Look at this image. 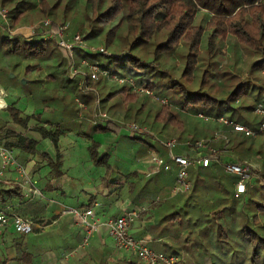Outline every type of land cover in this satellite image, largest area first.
<instances>
[{
	"label": "trees",
	"instance_id": "16d2710c",
	"mask_svg": "<svg viewBox=\"0 0 264 264\" xmlns=\"http://www.w3.org/2000/svg\"><path fill=\"white\" fill-rule=\"evenodd\" d=\"M1 1L3 6L10 5L11 23L0 22V84L6 89L19 87L27 95L40 99L43 108L37 112L39 123L33 128L43 139L52 141L55 156L39 151L35 139L6 129L10 122L25 129L32 126V115L23 113L15 102L6 107L7 118H0V137L5 136L11 148L33 154L40 152L48 158L53 175L62 174L64 155L60 139L72 126L78 130L88 127L89 131L80 134L90 141L91 159L107 164L106 178L112 173L109 155L100 153L101 142L93 135L117 130L109 120L94 122V114L99 110L111 116L114 124L119 118L150 127L158 124L159 134L176 136L181 141L226 132L227 138L217 140L214 145L232 150V159L242 163L249 164L250 155L261 152L254 150L257 136L232 132L216 120L199 122L193 116L198 112L212 117L223 115L254 129L259 127L262 118L255 113V106L264 104V0H84L81 11L76 8L77 0ZM29 15L39 20L51 18L54 23L59 19H80L77 29L87 43L110 51L105 55L106 60L98 59L101 66L127 81L120 85L115 81L112 89H105L110 82L107 77L99 81L88 79L91 90L82 91L80 79L69 75L67 50L44 38L42 28L28 36L11 30ZM49 45L62 54L52 57L45 79L19 78L13 73L24 62L25 75L36 69L40 71L42 61L39 60H44ZM223 47L231 55H225ZM76 51L77 65H80L82 51ZM176 51L182 58L178 64L170 65L161 58ZM91 57L97 60L100 54H91ZM34 59L38 61L32 64ZM111 61L116 62L113 69ZM222 63H228L229 67L220 68ZM135 86L153 92L162 89L172 95L165 103L150 98L156 108L150 118L153 121L145 117L148 102L141 98L145 95ZM97 97L98 108L95 107ZM78 100L87 106L82 109V116ZM129 136L137 144L138 153L151 149L166 153V148L148 135ZM177 148L180 153L192 151L185 145ZM224 155L220 156L229 160V154ZM213 163L193 172L194 186L190 193L181 194L184 197L181 207L174 212L169 209L161 218L164 224L161 223L158 233L169 241L164 244L165 249L169 250L168 254L179 257L189 251L197 252V264L207 260L210 264H264V163L258 171L262 184L248 183L247 191L239 197L233 188L237 178L225 174L221 164ZM174 181L173 172L145 174L143 178L129 181L128 191L133 193L137 188L140 192L135 194L136 199L146 196L154 202L158 194L168 192ZM11 192L21 194L15 189L0 187V202L6 201ZM164 200L158 203L159 213L170 206L173 197ZM26 208L20 211L27 213ZM32 257L30 252L23 251L15 264H28ZM200 257L204 259L202 262ZM109 264L144 262L136 256Z\"/></svg>",
	"mask_w": 264,
	"mask_h": 264
},
{
	"label": "crops",
	"instance_id": "0c3cea01",
	"mask_svg": "<svg viewBox=\"0 0 264 264\" xmlns=\"http://www.w3.org/2000/svg\"><path fill=\"white\" fill-rule=\"evenodd\" d=\"M0 89L4 90V87L1 84ZM7 95L5 100L7 105H9L10 102L7 100ZM0 118L3 120L7 118L6 108L0 109ZM11 123L12 122L9 124ZM105 123L108 124L107 122ZM9 124H7L6 129L16 130L18 133L35 139L38 142L37 148L39 151H46L51 157L55 156V149L52 141L50 139H43L40 133L35 130L33 126L25 129L18 125L17 127H10ZM13 124L15 125V123ZM110 125L112 126V124ZM151 130L153 131V129ZM84 131H89L88 127L85 126L84 128L78 130L76 127L72 126L70 127V130H67V132L61 137V151L64 157L63 165L61 167L62 174L58 176H55L51 173V168L47 161L48 158L42 156L40 152L38 154H33L30 152H25L20 148L12 147L14 153L16 152L15 155L17 156L19 162L25 167H28L31 174L32 183L40 191V193L26 196L25 192L16 185L0 183V187L4 189H15L21 193L18 195L15 192H11L10 197L6 201L0 202V207L6 209V211L16 212L38 222L46 221L47 225L43 229L31 233L32 235L30 237L27 235L22 237V235L15 233L11 228L2 229L0 227V264L17 263L18 256L21 255L23 251H28L31 253V256H33L32 259L29 260L28 264H109L115 263L117 261L125 262L132 259V257L128 256V252L116 249L114 239L109 234V231L105 226L99 227V229L91 234L89 240L90 244L85 249H77L83 238L86 236V231L76 222L75 216L73 214L64 212V209L66 207L85 208L93 206L95 202L100 203V205L93 207L95 209L96 215L101 220L119 216L128 209L144 208V210L141 211L139 217L133 223L131 227V233L136 237L148 239L149 245L155 250L167 254L169 253V250L165 249L164 247V244L169 242L167 237L161 236L158 233V228L164 224V222L160 220L165 215L159 213L158 208L160 204H151V200L146 199V196H140L139 199H136L135 194L140 192L137 190V188L133 193H129L128 191L129 181H136L145 174L148 176L152 173L155 174V172H150L152 165L149 161L148 155L151 152L156 151H152L151 149L143 154L142 152L138 153L137 144L135 142H129V144H126L124 147L126 152L122 151V153H127V155L130 156L131 161H126L121 156L118 157L120 162H124V164L127 162V164L130 165L129 168L120 164L119 162H115L113 165L116 167V172L113 176L110 177L108 174V178H106V171L104 176H102V178H104L102 182H98L97 180L95 183H93L88 177H85L86 182L79 183L73 179L66 167L68 160L69 163L71 161L70 150L74 147L75 142L80 140L85 144L84 146L88 148L90 141L85 137V135L80 134ZM114 132L116 133V131ZM124 132L128 134V132ZM156 133L158 134V132ZM158 136L165 138V136L160 134H158ZM1 137V139L5 142L7 138L2 135ZM93 137L96 139L95 135H93ZM96 140L101 142L99 147L100 153L103 155H109V157L111 155V149L119 148L121 143V141L119 142L117 140V145H115L114 141L110 142L107 139ZM177 150L178 148H176L175 151L180 153ZM113 153H115V151H113ZM156 153L164 156L165 158L167 157V150L164 154L158 151ZM90 161L98 165L101 164L95 162L92 159ZM212 164L214 163L212 162L210 165ZM202 167L204 166L190 169L192 188L194 186V180L191 178V175H193V172H196ZM211 171H214V169ZM168 172L174 173L175 181L171 183V187L167 192V195L173 197V201L170 203V206H166V210L164 211L170 209L171 212H174L181 207V201L184 199V197L181 195L183 193H180L179 197L178 195H171L170 191L176 183V169L174 168L172 170H168ZM223 172L227 175L237 178L236 175L229 174L225 172L224 169ZM7 177L13 178L14 174L8 173ZM33 178L36 182H34ZM125 180L126 182L123 185L125 186L123 191L126 193V196H119L117 194L121 191L120 188L123 187L121 183H123ZM108 182L115 183L116 186L107 185ZM235 183L236 182L233 183L234 190ZM46 191H51V193H59L62 195L65 194V196L68 195L70 202L66 201L63 203L60 200L55 199L53 196H47L46 198L44 195ZM162 193L164 192H161L160 194ZM158 196L160 195H157L155 198L156 200L159 199ZM48 198L49 202L47 203L44 200H48ZM53 204H56V208H53ZM7 206H9V208H6ZM26 206L27 213H23L22 210L20 211L21 208H25ZM5 244L12 245L11 255L5 250ZM73 250L76 251V254H73L67 258V253ZM189 254L190 253L187 252L186 256H181L184 264L188 263L190 259Z\"/></svg>",
	"mask_w": 264,
	"mask_h": 264
},
{
	"label": "built area",
	"instance_id": "2783aa9c",
	"mask_svg": "<svg viewBox=\"0 0 264 264\" xmlns=\"http://www.w3.org/2000/svg\"><path fill=\"white\" fill-rule=\"evenodd\" d=\"M10 12L9 10L0 4V22L9 24ZM42 28L44 38L56 42L60 47L69 51L71 62L69 64V75L73 78H79V84L82 91L91 90L87 80L97 81L101 75L112 79L118 83H124L127 81L124 77H120L116 73H112L108 69H104L100 62L91 57V54H103L109 55L110 51L104 47L90 46L84 39L80 32L71 33L68 31L69 23L60 22L54 23L51 18H44L40 20L34 27H32V34L36 30ZM14 32V31H13ZM16 33V32H14ZM76 50L82 51V57L80 59V65L74 62V55ZM92 52V53H89ZM135 84L133 81H130ZM136 90L146 92L149 95H153L161 102H167L166 98H160L155 95L153 91L147 90L143 87L135 86ZM6 92L0 89V109L6 108L7 102L5 100ZM81 109H86V104L78 100ZM99 97L95 100V107H99ZM83 111H80L82 116ZM255 113L260 115L262 120L257 129L251 126L220 115L212 117L211 115L203 112H198L197 117L201 118L204 122L218 121L226 125L232 132H241L248 136H255L258 134L264 135V104L258 103L255 106ZM94 122L97 119L110 120L108 115L101 110L96 111L94 114ZM119 122V121H118ZM116 122L119 126V130L128 132L129 134H143L158 140L167 150V157L151 152L148 155L149 161L152 165L150 172H160L176 169V183L172 187L171 195H178L180 193H186L192 189V181L190 179V169L198 168L200 166H208L212 162H217L222 165L225 172L237 176L235 183V196L239 197L247 191L248 183H251L254 177L252 168L249 164L242 163L237 160H226L220 155L227 152V149H219L214 146V143L223 138H227V134L224 132H216L214 136L209 138H199L194 140L181 141L177 137H165L161 138L152 131L149 127L141 125L137 122ZM110 123L112 121L110 120ZM179 145L187 146L191 151L190 154L177 153L175 149ZM225 156V155H224ZM8 173H13V178H8ZM0 183L13 184L21 188L26 196L39 194L40 191L34 186L32 180L27 172L26 167L19 162L13 149L9 147L0 137ZM100 203L95 202L93 206H98ZM93 206L78 208V207H66L64 212L73 214L76 218V222L81 225L86 231V236L78 246L79 249H85L89 245L90 236L99 227L105 226L109 234L112 236L115 242L116 249L125 250L138 256L144 264H180V257L175 254H167L161 251L155 250L149 245L148 239L143 237H136L131 233V227L135 220L139 217L141 211L144 208L128 209L122 214L116 217H110L106 220H101L95 213ZM6 208H9L7 206ZM47 225L46 221H35L29 217L23 216L16 212L6 211L0 207V227L2 229H12L15 233L21 235H28L34 233L37 230L43 229ZM76 249V250H77ZM76 254L73 250L67 253L66 257Z\"/></svg>",
	"mask_w": 264,
	"mask_h": 264
},
{
	"label": "rangeland",
	"instance_id": "374dc122",
	"mask_svg": "<svg viewBox=\"0 0 264 264\" xmlns=\"http://www.w3.org/2000/svg\"><path fill=\"white\" fill-rule=\"evenodd\" d=\"M83 1L84 0H77V1H75L76 8L79 11L82 10V3H83ZM0 4H2V1L1 0H0ZM27 5H28V3H25V6H27ZM4 7H6L8 10L10 9V5H6L5 4ZM39 21H40L39 19H34V17L32 15H29L27 18H25L23 20L22 23H20L19 25H16L15 27L11 28V30L14 31V32H16V33H20L22 35H31V33H32V27H34ZM60 22H68L69 23L68 31H71V33L80 32L77 29V27H78V25L80 23V19H78V18H76L74 20L73 19H69L67 21H61L59 19L58 21H56V23H60ZM8 23L9 24L11 23L10 19H9V22ZM96 47H98V46H96ZM223 51L226 52V54L223 52L225 55H231V52L229 51V49H227V47H223ZM59 53L62 54V51L57 50V49H54V47H52L51 45H49L48 50H47L46 54L43 57L44 60H39V61H42V65L40 66L41 67L40 71L36 69L32 73H29V74H26L25 75V73H24V64H26V62H24L23 64H21L20 66H18L17 69L14 70L13 73L14 74H17L19 76V78L25 76L27 78H33V79L36 78V77L45 79L46 74L48 72V67H49L48 66V63H50V60L52 59V57H54L56 55H58V57H60V54ZM65 53H66V55L69 56V60H70L69 62H71V58H70V54L71 53L69 51H65ZM89 53H92V52H89ZM66 55L64 54L63 57L66 56ZM74 57H75L74 62H78L79 61L78 60L79 56H78L77 51L75 52ZM161 58H163L166 61V63L168 62L170 65L178 64L179 61H180V59H182L181 56H180V52H177V51L174 54H171L170 56H167V54L162 55ZM98 59H99V61H101V60L104 61V60H106V56L103 55V54H100V58L98 57L97 60ZM108 60H109V58H108ZM37 61H38L37 59H34V61L31 62V63L34 64ZM47 61H49V62H47ZM115 63H116L115 61H111V68L112 69L115 68ZM231 63H233V62H231ZM226 66L228 68L229 67V64L227 63V65H224V63H222V65L220 66V68L226 67ZM62 68L64 69V66ZM160 74H161L160 77H162V74L163 73L161 72V73H159V75ZM104 78H105V76L104 75H101L100 78H99V80H104ZM107 80H109L110 82L105 86V89H112V87L115 86V81L112 80V79H109V78H107ZM116 83L118 85H120L118 82H116ZM51 86L52 85L49 84V87H51ZM96 89L98 90L97 87H96ZM4 90L8 94L7 95L8 96L7 100L10 103L15 102V104L17 105V107L23 110V113L31 114L32 115V120L30 122V125H32L33 127L36 126L39 123V119L37 117V111H40V110H42L41 108H43L42 107L43 106L42 102L39 101L40 99L37 100V97L34 96V95H27L19 87H17V88H13L12 87V88H9V89H6L4 87ZM154 92H155V95L156 96H158L160 98H166L167 100L169 98H171V96H172L168 91H165V90H162V89H161V91H157V90L155 91L154 90ZM142 93L145 96H143L141 98L144 101H147L148 102L147 103V107H149V109L144 112L145 117L148 120L153 121V119H150V118L152 117V114L154 113V110H156V108L154 107L155 104H153L152 101H150V98L153 99V100H158V99L155 98L153 95H149L146 92H142ZM146 96H148V97H146ZM158 101H160V100H158ZM149 105H152V106H149ZM81 111H82V109H81ZM102 111L104 112V110H102ZM150 113H151V116H150ZM108 117L111 119V121H114V119L111 116L108 115ZM193 117H194V119L196 121L204 122L201 118L197 117V114L194 115ZM115 121L116 122H118V121L119 122H121V121H124V122H133V121H129L127 119L124 120V119H121V118H119V120H115ZM111 124L117 130L116 133L114 131H108V132H97V133L94 134L95 137H96V139H100V140H106L107 139L110 142L111 141H114L115 142V145H117L116 144V141L117 140L119 142L121 141V143L119 145V148H117V149H113L112 148L111 149L112 150L111 151V155L108 158V160H109L108 163L112 165L111 167L109 166V168H110V170L112 172L109 175L110 177L113 176L115 174V172H116V167H115V165H113V163L119 162L120 164L125 165L127 168L130 167V165L127 164V162H125V164H124V162H120V160H118V157L121 156L126 161H131L130 156H128L127 153H122V151L126 152L124 150L125 145L126 144H129V142H133L134 141V139L129 136L131 134L128 133L127 134L128 136H127L126 133L123 130H119V128H120L119 126H117L114 123H111ZM9 125H10V127L11 126L12 127H17V125L16 124L14 125L13 123H11ZM145 126L149 127L150 129H153V131L155 133L158 132L156 130V128H157L156 126H158V124H156V125L154 124L152 127H150L148 125H145ZM224 133H226V132H224ZM158 134H159V132H158ZM160 135H162V134L160 133ZM255 136H257V139L255 140V143H254V148H255L254 150L260 149L261 152L258 153V154L255 153L253 155H250V157H249L250 159H249L248 163L251 166L252 171H253V174H254V177L252 178L250 184H259V185H261L262 182H263V179H262V177H261V175L259 174L258 171H260L261 169H263V163H264V137L260 138L259 135H255ZM204 138H209V137H204ZM201 139H203V138H201ZM75 140H76V138H75ZM80 142H81L80 140H78V142H75L74 147L70 150V152H71V156H70L71 157V161L69 163V160H68V164H67V167H66L67 170H69V174L73 177V179L76 182H79V183H85L86 182L85 177H88L90 179V181H92L93 183H95L97 180H98V182H102V180H104V178H102V176H104V174L106 173V171L108 169L107 168L108 167L107 164H99L98 165V164H95L94 162L90 161L91 159H90V155H89L88 148L84 146L85 144L83 142H81V143ZM216 148H218V147H216ZM113 151H115V153H113ZM231 152H232V150H231ZM231 152L230 151H227V152L224 153L225 155L226 154H229L228 159H232L233 158L231 156L232 155ZM237 161H239V160H237ZM26 169H27V172H28V174H29V176L31 178V174L29 172L28 167H26ZM152 174H154V173H152ZM142 178H143V175H142ZM33 180H34V178H33ZM34 182H36V181L34 180ZM125 182H126V180L123 183H121V185L123 186L125 184ZM108 183H107V185L116 186L115 183H109V184ZM124 187L125 186L121 187L122 189L120 188L121 191L119 190L120 192H118L117 195H119V196L125 195L126 196V193L123 191ZM188 192H186V193H188ZM44 195H45L46 198H47V196L48 197L53 196L55 199L60 200L63 203L66 202V201H69V199H70L68 197V195L65 196V194L62 195V194H59V193H53V192L51 193V191H46ZM159 195L161 196V197L158 196L159 197V201L156 200L154 202H151V204H158V203L162 202L164 199L171 198L169 195H167V193H162V194H159ZM44 201H46L48 203L49 202V198H48V200L45 199ZM164 202H165V200L163 201V203ZM53 208H56V204H53ZM167 212H168V210L167 211H164V212L161 211L160 214H165ZM10 231H12V230H10ZM19 235H21V234H19ZM31 235L32 234H28L27 236L30 237ZM22 236H26V235H22ZM11 246L12 245L5 244V250L8 251V253L10 255L12 253ZM120 251H125V250H120ZM126 252H128V251H126ZM189 253H190L189 254L190 264H197V262H196L197 261L196 260V257L198 256L197 252H194L193 253V252L189 251ZM127 254H128V256H130L132 258L133 257H136V255L133 254V253H131V252H128ZM200 259H201V262L204 260V259H202V257H200ZM181 260L182 259H181V256H180V264L183 263V261H181ZM203 264H210V262L207 260V262L205 261Z\"/></svg>",
	"mask_w": 264,
	"mask_h": 264
}]
</instances>
